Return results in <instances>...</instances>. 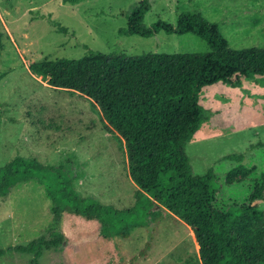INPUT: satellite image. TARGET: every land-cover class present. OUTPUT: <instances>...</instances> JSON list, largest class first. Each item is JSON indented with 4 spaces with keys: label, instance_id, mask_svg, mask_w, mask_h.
Segmentation results:
<instances>
[{
    "label": "rangeland",
    "instance_id": "rangeland-1",
    "mask_svg": "<svg viewBox=\"0 0 264 264\" xmlns=\"http://www.w3.org/2000/svg\"><path fill=\"white\" fill-rule=\"evenodd\" d=\"M140 1L0 0V166L17 156L48 165L73 163L75 186L82 195L121 208L136 203L139 186L130 175L126 140L101 107L81 91L51 85L30 65L79 58L90 50L132 55L210 50L194 33L122 35L120 29ZM150 1L148 26L159 19L176 25L182 11H202L219 24L232 47L264 46V0ZM50 17L68 32H61ZM201 102L208 118L187 145L194 172L203 175L215 169L224 186L219 206L245 203L254 179H262L264 172V76L238 86H207ZM234 153L245 159L226 158ZM239 164L251 167L250 175L238 171ZM260 205L264 208V202ZM52 206L45 187L35 179L0 196V247L7 249L0 264H36L34 253L9 247L50 238ZM154 209L157 218L135 228L129 238H104L100 220L66 214L61 227L67 240L62 247L44 248L40 264H201L192 227L161 204Z\"/></svg>",
    "mask_w": 264,
    "mask_h": 264
},
{
    "label": "trees",
    "instance_id": "trees-1",
    "mask_svg": "<svg viewBox=\"0 0 264 264\" xmlns=\"http://www.w3.org/2000/svg\"><path fill=\"white\" fill-rule=\"evenodd\" d=\"M151 8L150 0H141L120 33L144 37L161 30L194 33L207 41L210 50L136 55L90 50L79 58L44 59L30 65L33 73L51 85L81 91L95 100L105 119L126 140L130 175L139 186L136 203L121 208L82 195L75 186L72 162L48 165L17 156L0 166V196L35 179L52 199L51 237L9 247L34 253L36 264L44 248L64 245L67 237L61 221L66 214L100 220L104 238H129L135 228L147 227L157 218L159 212L154 208L159 204L193 228L201 264H264V208L260 205L264 202V172L262 179H254L245 203L221 207L217 203L223 182L214 168L196 175L187 151L188 142L208 118L201 92L219 82L238 86L248 78L264 76V46L232 47L219 24L202 11H182L176 25L159 19L148 26L145 17ZM50 20L61 32H68L60 22ZM226 158L245 159L235 153ZM236 169L248 175L252 172L246 164ZM6 251L0 247V255Z\"/></svg>",
    "mask_w": 264,
    "mask_h": 264
},
{
    "label": "bare ground",
    "instance_id": "bare-ground-1",
    "mask_svg": "<svg viewBox=\"0 0 264 264\" xmlns=\"http://www.w3.org/2000/svg\"><path fill=\"white\" fill-rule=\"evenodd\" d=\"M181 219V218H180ZM184 223H186L185 221H184ZM187 224V223H186ZM188 225V224H187ZM188 226H190V225H188ZM191 227V226H190ZM192 231H193V233L195 234V232H194V230H193V228H192ZM196 236V235H195ZM197 239V238H196ZM198 241V240H197ZM198 245H199V242H198Z\"/></svg>",
    "mask_w": 264,
    "mask_h": 264
},
{
    "label": "crops",
    "instance_id": "crops-1",
    "mask_svg": "<svg viewBox=\"0 0 264 264\" xmlns=\"http://www.w3.org/2000/svg\"><path fill=\"white\" fill-rule=\"evenodd\" d=\"M190 227V226H189Z\"/></svg>",
    "mask_w": 264,
    "mask_h": 264
}]
</instances>
